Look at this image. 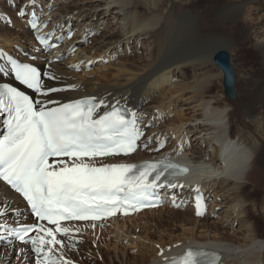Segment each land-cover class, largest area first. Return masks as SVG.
<instances>
[{"label": "bare ground", "instance_id": "bare-ground-1", "mask_svg": "<svg viewBox=\"0 0 264 264\" xmlns=\"http://www.w3.org/2000/svg\"><path fill=\"white\" fill-rule=\"evenodd\" d=\"M42 1L37 0L36 4ZM198 1L87 0L88 5L81 7L71 4L70 8L64 10V16L44 13V17L41 15L38 21L40 27L35 30L28 24L29 16L23 21L6 17L13 24L12 27L21 31V36L16 33L12 39L14 41L7 47L8 53L4 51L5 48L3 51L18 62L32 63L42 73L52 71L60 77L59 81L45 79L46 86L64 89L50 94L53 101L62 104L94 96L97 100L104 99L106 105L120 101V106L145 114L142 120L147 126L144 128L145 136L141 139L153 137L149 147L130 156L98 161L120 164L166 157L177 159L194 169V175L182 183L183 189L172 191L178 193L176 203L181 204V207H173L171 193L168 194L169 199L165 200L173 216L174 225L170 230L160 218L157 223L150 225L155 228L153 231L145 225L147 222L139 218L146 215L145 212L89 224L92 227L93 224H110L115 229L106 240L112 244L105 243L107 252L111 253L108 264L114 261L118 264H160L165 258L170 259L188 247L218 251L222 256L219 264H264V197L260 196L259 201L253 198L262 192L260 177H263V172L258 166L264 163V127L261 124L256 126L255 120L245 122L257 132L253 144L247 143L237 132L232 134L237 125L232 121L236 112L261 113L264 117V0H212L205 7H201ZM36 4L24 0L18 9L16 4H12L9 9L13 10V15L20 7L25 9V14L34 12L38 16ZM3 7L1 3L0 10H4ZM47 19L51 22L48 21L45 27L43 24H46ZM79 19L86 21L80 24ZM252 23L257 27L251 26ZM73 29L76 36L66 44L52 48L51 55L39 50L43 46L36 40L37 35L49 38L52 36L49 33H52L53 37L48 40L55 42L52 41L55 37L59 35L67 38ZM246 44L258 58V84L253 92L250 91L249 95L246 93L245 98L240 97L241 93L235 89L233 71L235 97L229 99L224 90L215 92L223 82V72H213L207 66L213 63L216 52L233 51L236 45L243 47ZM14 46L16 49H13ZM132 46L135 50H132ZM73 49L76 57H69V51ZM138 49L143 56L130 60L137 56ZM60 52L65 58L63 62L60 60L54 65L45 63L46 56L48 60H54ZM110 52L123 58L113 65L115 73L112 79L104 81L99 78L94 84L90 78L75 73L76 69L69 65L72 60L92 63L93 59H101ZM4 63L0 60V65ZM188 72L191 73L190 78ZM5 83L15 85L11 73H0V84ZM73 85L75 87L71 88ZM249 87L246 89L249 90ZM34 95L37 100L43 99ZM182 106H185V113L179 111ZM108 108H101L98 113ZM158 117L161 119L158 120ZM176 134L173 145L178 143V146L155 150L156 137L166 148L170 141L168 138ZM189 135L192 136L189 144H183L182 139L186 141ZM142 147L143 144L140 145ZM195 188H199L204 197L205 214L202 218L195 214ZM9 192L6 194L4 188L0 187V204L3 205L0 213L10 209L6 219L0 215V225L15 226L17 220L28 215V210L20 198L16 199V194ZM180 211H184L185 215L189 212L190 216L185 218L183 215L177 221L175 216ZM132 220L129 226L128 222ZM84 225L70 223L63 226L73 230L70 240L78 241L75 229L80 231ZM94 231L96 241H91L95 250L92 255L89 250L86 251V257L101 258L97 250L102 248V237H98L101 235L98 227ZM84 236L87 238V235ZM61 237L65 236L58 235L57 238L61 240ZM20 247L14 241L8 245L0 242V264H27L24 255L20 259L14 257V252ZM55 248L57 251L52 255L58 258L61 254L59 245ZM161 250H164L163 257L158 255ZM32 255L35 259V254ZM64 259L70 260L65 256Z\"/></svg>", "mask_w": 264, "mask_h": 264}, {"label": "snow or ice", "instance_id": "snow-or-ice-1", "mask_svg": "<svg viewBox=\"0 0 264 264\" xmlns=\"http://www.w3.org/2000/svg\"><path fill=\"white\" fill-rule=\"evenodd\" d=\"M36 2L29 0L32 5ZM17 16L24 18L25 9L19 8ZM6 23L10 25L11 21ZM28 24L34 30L40 27L35 15L29 18ZM35 38L43 46L39 50L48 55L63 39L56 37L55 42H50L46 36ZM62 59L60 54L54 60H48L46 56L45 63L54 65ZM0 60L5 62L0 65V73H11L21 85L43 98L34 100L7 83L0 84V111L7 116L6 134L0 138V187L6 194H10L9 190L14 191L18 194L16 199L22 197L38 221L53 225L52 228L39 224L15 228L0 225V242L8 245L12 243L10 238H14L22 244H30L35 264H72L63 256V249L68 245L57 237L62 235L71 239L73 230L63 226L62 222H95L117 213L130 215L144 208L159 207L161 190L172 194L173 207H181L176 203L178 193H172V190H182L184 185L169 183V180L187 175V168L170 162L135 165L97 160L130 156L141 144L149 147L153 137L141 139L147 126L142 120L144 113L131 109L122 111L120 101L106 105L104 99L97 100L94 96L58 103L50 94L64 89L45 84V79L60 80L54 72L42 73L32 63H20L3 52H0ZM49 103L58 106L47 107ZM107 107L111 110L98 115L99 109ZM156 140L155 150L158 151L164 145L159 137ZM193 191L195 214L202 217L205 214L204 197L199 188ZM8 210L0 213L5 219ZM56 245L61 252L58 258L52 255L57 251ZM20 253L28 255L23 249ZM158 255L163 257L164 250ZM220 260L217 253L189 249L180 258H165L164 264H219Z\"/></svg>", "mask_w": 264, "mask_h": 264}, {"label": "rangeland", "instance_id": "rangeland-1", "mask_svg": "<svg viewBox=\"0 0 264 264\" xmlns=\"http://www.w3.org/2000/svg\"><path fill=\"white\" fill-rule=\"evenodd\" d=\"M12 1V3L10 2ZM16 2V3H13ZM19 2L17 3V1L15 0H0V4L2 3L3 4V8L4 10H0V35H4V36H0V49L3 51H6L8 53V46L10 45V42L14 41L12 40L13 37H15V35H17L16 33H19L18 35L21 36V31L18 32V28H15V27H12L13 24H10L8 25L7 22L8 19L6 20V17H9L10 16V19H13V18H17L19 20L20 17L17 16V12L16 14L13 15V10L9 9L10 6L12 4H16V7L18 9V6L20 5V3H22V1L24 0H18ZM87 0H55L54 2L52 0H43L42 3L39 4V2L36 4V9L38 11V13L40 15L36 16L38 18V21L41 20V15L44 17V13H48L49 12V15H63V12L66 8H70L71 7V4L75 5V4H78L77 6L81 7V6H84V5H88V3L86 2ZM212 0H199V4L201 7H205L206 5H208V3H210ZM84 2V3H83ZM39 4V5H38ZM43 6V7H42ZM6 7V9H5ZM249 7V6H247ZM8 8V9H7ZM20 8V7H19ZM47 8V9H46ZM39 9V10H38ZM46 10V11H45ZM6 11V12H5ZM10 11V13H8ZM45 11V12H44ZM3 13H5V15H3ZM7 13V14H6ZM9 14V15H8ZM13 17H12V16ZM28 15L25 14V17L24 18H20V20H24ZM5 18V19H4ZM51 18V17H50ZM49 18V19H50ZM16 19V20H17ZM49 19H47V22L46 24H44V26L46 27L47 23L51 22V20L49 21ZM49 21V22H48ZM84 21H86L85 19H82L80 20L79 19V23L80 24H83ZM83 22V23H82ZM61 26V25H60ZM59 26V28H60ZM251 26H256L257 25L255 23H252ZM78 28H80L78 26ZM86 26H84L83 29H85ZM101 28H103V26H101ZM3 30V31H2ZM62 30V29H61ZM104 28L101 29V31L103 32ZM5 32V33H4ZM12 33V34H11ZM76 34L75 30L73 29L72 33H70V38H69V35L67 38H64L61 39L60 41H58L59 45H63V44H66V42L68 40H71L72 38H74V35ZM76 36V35H75ZM52 36L49 37L52 38ZM59 37V35L57 36ZM56 38V37H55ZM55 38L52 40V41H55ZM9 39V40H8ZM65 39V40H64ZM63 43V44H62ZM12 44V43H11ZM7 45V46H6ZM131 45V43H130ZM129 45V49L131 50V46ZM13 46V44L11 45ZM3 47V48H2ZM84 47V46H83ZM239 47V49H237ZM128 48V47H127ZM139 48V47H138ZM13 49H16V46H14ZM132 50H135L132 46ZM237 52H236V51ZM239 50V51H238ZM3 51V52H4ZM227 51V50H226ZM231 52V53H230ZM5 53V52H4ZM5 53V54H7ZM65 53V51H64ZM228 55H229V62L232 66V69L234 71V76L236 77L235 78V89L237 91H239L241 93L240 97L242 98H245L247 96V94L249 95L251 92H253L256 87H257V84H258V74H259V63H258V58L257 56L255 55V53H253L250 49H249V45H244L243 47L242 46H239V45H236L235 48L233 49V51L231 50H228L227 51ZM60 55L62 56L63 55V52H60ZM69 57L70 56H73V57H76L74 55V50H70L69 51ZM107 56V57H106ZM106 56H104L103 58L101 57L100 58H96V59H93L92 63L90 61H87V62H83V60H79L80 62L77 61H71L69 63V65L73 68H75V73H79V75L83 76L84 78H90V80H93L94 84H96V82L98 81L99 78H102L104 81L107 80V79H112L114 78L113 74L115 72H113L115 69V63L116 62H119L121 60H123V58L117 56L116 53H113L111 54V52L109 54H107ZM143 56V53L141 52V50L138 49L137 51V56H133L132 58H129L130 60H133V58H139V57H142ZM63 57V56H62ZM29 58H33V57H29ZM64 58V57H63ZM31 59H29L30 61H32ZM65 59V58H64ZM100 59V60H99ZM63 62V59L62 61ZM82 62V63H81ZM90 62V63H89ZM79 63V64H78ZM112 65V66H111ZM99 67V68H98ZM207 68H209V70L211 69L213 72H221V70L219 68H217L214 63L212 64H209L207 66ZM241 68V69H240ZM96 69V70H95ZM98 69V70H97ZM100 69V70H99ZM84 72V73H83ZM243 72V73H242ZM187 76L188 78L191 77V73H187ZM243 76V77H241ZM256 76V77H255ZM223 79V75L221 77ZM256 78V79H255ZM222 79H221V82H222ZM242 79V81H241ZM249 79V80H248ZM101 80V82L103 81ZM257 80V81H256ZM257 83H256V82ZM252 83V84H250ZM256 84V85H255ZM221 84L218 85V87L216 88L215 92H221L223 91V86H221ZM246 85V86H245ZM250 85V87L248 86ZM256 86V87H255ZM249 87V90H247L246 88ZM240 88V89H239ZM246 89V90H245ZM243 90V91H242ZM253 90V91H252ZM242 91V92H241ZM251 91V92H250ZM238 93V92H237ZM239 93V94H240ZM247 93V94H246ZM245 94V95H244ZM235 102V101H234ZM185 106H182L181 110L179 109V111L181 113H185ZM183 109V110H182ZM251 115V116H250ZM157 116V115H156ZM235 117L232 118V121L235 122L234 125H236L233 130H232V134H234L235 132H237L240 136H242V138L247 142V143H250V144H253V137L256 138V134L257 132L255 131L254 128H250L246 125L245 122H248L250 120H255L256 121V126H258L259 124H261L263 127H264V121L262 120V118H264L262 116L261 113H255V114H249L247 111H238L235 113L234 115ZM241 116V117H240ZM244 118H243V117ZM161 118L158 117V120H160ZM241 119V120H240ZM243 120V121H242ZM243 122V123H239V122ZM240 126V127H239ZM247 127V128H246ZM254 127V126H253ZM237 128V129H236ZM241 129V130H240ZM253 131V132H252ZM255 131V132H254ZM244 133V134H243ZM252 133V134H251ZM256 133V134H255ZM242 134V135H241ZM251 134V135H249ZM249 135V136H248ZM254 135V136H253ZM177 136L174 135L173 136H170L168 139H170L169 141V144H168V147H172L175 148L176 144L178 143H175L173 145V141L175 139V137ZM181 137V136H180ZM252 137V138H251ZM190 138H192L191 135H189L188 139H182V143L184 144V142H187L189 144V140ZM246 138V139H245ZM249 138V139H248ZM264 138V137H263ZM181 139V138H180ZM146 148L145 147H142V148H139L138 151H144ZM165 149V150H166ZM258 168L261 170V173L263 172V177H260V189H261V194L260 193H257L254 195V200L256 201H259V198L260 196L261 197H264V163L260 164L258 166ZM1 206H3L2 204H0V208ZM169 208H168V205L164 202L162 204V206H160L159 208H156V209H151V210H147L145 212L146 215H142L141 217H139L140 219L144 220V222L146 223L145 225H147L148 227H151L153 231H155V228L153 226H150L152 223L155 224L158 222V220L160 218H162V223L163 224H166L169 228V230L173 227L174 225V222L172 220L173 216H172V212L171 211H168ZM207 211V209H206ZM169 212V213H168ZM177 216H175L177 219V221L179 219H181L184 215V217L188 218L190 216V213L187 212L186 215L184 213V211H180V212H177L176 213ZM192 216V215H191ZM168 217L171 218L170 221L168 220ZM193 217V216H192ZM202 218V217H201ZM151 219V221L149 220ZM168 220V221H167ZM134 220L132 221H129L128 222V225L130 226L132 224ZM176 221V222H177ZM151 222V223H150ZM202 222H205V220H203ZM20 223H34V220H32L28 215L26 217V219H21V222ZM90 223H87L85 224L82 228H80V231L79 233L76 234V237L78 239L77 240H70L66 237H61V241L65 244V245H68L67 247H65L63 250V255L65 257H68L70 260L72 261H78L79 263L81 262V264H108L109 260V256L111 255L110 252H107L106 250V246H105V243H108V244H112L110 242H107L106 240L109 239L110 235H112V233L115 231V229L110 225H104V226H95V227H92L89 225ZM152 224V225H153ZM160 224V223H159ZM99 228L100 230V236L98 237H102L100 240L101 242V247L97 252L98 254H100L101 258L99 257H94V258H91V257H86V251L89 250V254L92 255V253L94 252V247H93V244H92V241L95 240L96 241V233L94 231V229L96 228ZM221 228V227H220ZM112 230V231H110ZM138 230V229H137ZM163 230V228H162ZM85 231V232H84ZM174 231H176V229L174 228ZM102 232V233H101ZM87 235V238L84 236V235ZM92 235V236H91ZM103 235V236H102ZM91 236V237H90ZM162 236H165L162 234ZM95 237V238H93ZM91 238V239H89ZM89 239V240H88ZM98 239V238H97ZM92 240V241H91ZM88 241V242H87ZM91 242V243H90ZM70 246V247H69ZM73 248V249H72ZM20 249H23L25 253L28 254V256H25L24 255V260L27 262V264H34L35 262V259L33 258V255L30 251V245H24L22 247H20L19 249H16V253L14 252V257H18L19 259L23 256L22 253H20ZM94 249V250H93ZM91 250V251H90ZM15 251V250H14ZM18 255V256H17ZM93 257V256H92ZM113 264H118L116 261L113 262Z\"/></svg>", "mask_w": 264, "mask_h": 264}, {"label": "water", "instance_id": "water-1", "mask_svg": "<svg viewBox=\"0 0 264 264\" xmlns=\"http://www.w3.org/2000/svg\"><path fill=\"white\" fill-rule=\"evenodd\" d=\"M213 63L223 72L222 86L224 88L225 95L229 99H233L235 97V92L233 89V70L229 62L228 53L226 51L216 52L213 56Z\"/></svg>", "mask_w": 264, "mask_h": 264}]
</instances>
